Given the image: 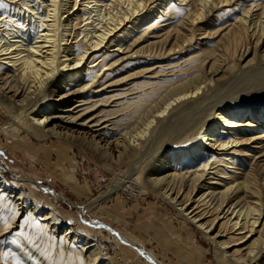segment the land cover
Masks as SVG:
<instances>
[{
  "label": "bare ground",
  "instance_id": "1",
  "mask_svg": "<svg viewBox=\"0 0 264 264\" xmlns=\"http://www.w3.org/2000/svg\"><path fill=\"white\" fill-rule=\"evenodd\" d=\"M4 3L6 131L71 138L113 161L167 134L134 180L195 223L220 264H264V0ZM128 64L137 69L116 78ZM119 82L130 87L110 93ZM65 224L0 172V264H165L114 232L127 244L118 259Z\"/></svg>",
  "mask_w": 264,
  "mask_h": 264
},
{
  "label": "rangeland",
  "instance_id": "2",
  "mask_svg": "<svg viewBox=\"0 0 264 264\" xmlns=\"http://www.w3.org/2000/svg\"><path fill=\"white\" fill-rule=\"evenodd\" d=\"M232 7L234 4L226 8ZM134 66L128 64L114 76H125ZM151 75L146 73V76ZM142 79L143 76H138L133 82L137 84ZM240 79H235L234 86L246 88V80ZM260 79L264 81V76ZM128 87L120 83L114 85L110 93L122 92ZM124 97L112 99L115 101L110 106ZM116 106L122 107L121 102ZM9 122L10 114L0 107V172L42 206L53 208L65 225L77 228L101 246H108L110 254L115 253L118 259H122V254L116 251L127 244L114 232L130 238L165 264H220L215 245L195 223L156 194L142 178L138 182L134 180L137 161L147 162L165 153L167 134L162 139L164 133H160L158 143L152 140L144 145L138 158L113 161L71 138L37 139L26 131L7 132L5 127ZM144 262L154 264L155 261L144 258Z\"/></svg>",
  "mask_w": 264,
  "mask_h": 264
},
{
  "label": "snow or ice",
  "instance_id": "3",
  "mask_svg": "<svg viewBox=\"0 0 264 264\" xmlns=\"http://www.w3.org/2000/svg\"><path fill=\"white\" fill-rule=\"evenodd\" d=\"M7 7V5L4 3V0H0V8H5ZM18 235H24L23 232L18 233ZM8 254L5 253V256H7Z\"/></svg>",
  "mask_w": 264,
  "mask_h": 264
}]
</instances>
